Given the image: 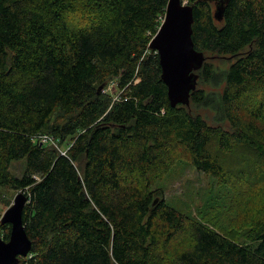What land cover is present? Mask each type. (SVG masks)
Segmentation results:
<instances>
[{
  "label": "trees",
  "instance_id": "16d2710c",
  "mask_svg": "<svg viewBox=\"0 0 264 264\" xmlns=\"http://www.w3.org/2000/svg\"><path fill=\"white\" fill-rule=\"evenodd\" d=\"M168 1L0 0V187L27 195L32 240L19 264H264V221L238 242L151 189L177 147L218 179L220 153L234 144L264 163L260 114L242 105L246 92H264V0H228L221 20L215 0H187L206 59L190 105L176 106L150 48ZM91 4L106 11L100 21L72 27L69 16ZM114 77L121 93L112 103L98 87ZM186 230L193 244L165 262ZM10 231L0 221L4 239Z\"/></svg>",
  "mask_w": 264,
  "mask_h": 264
},
{
  "label": "rangeland",
  "instance_id": "374dc122",
  "mask_svg": "<svg viewBox=\"0 0 264 264\" xmlns=\"http://www.w3.org/2000/svg\"><path fill=\"white\" fill-rule=\"evenodd\" d=\"M105 13V10L91 4L80 7L68 20L72 27L77 28L81 24L90 25L100 21ZM213 60L220 64L218 60ZM118 82L116 77L109 78L100 84L101 90L98 87L99 91L111 97L112 103L118 100L121 93ZM242 100L246 114L255 112L257 115V110L264 126V92L250 90L243 95ZM62 117L58 111L54 120H61ZM55 142L52 146L61 152L67 150V144ZM220 158L224 164L222 179L199 171L191 163L185 149L177 147L169 154L167 161L153 172L151 189H160L158 197L192 220L201 221L238 242H246L249 230L264 221V163L252 150L240 144H234L231 149L221 152ZM20 169V162L13 164V171L19 173ZM144 181L142 176H136L139 185H144ZM20 191L0 187V221ZM192 244L193 238L188 230L178 234L167 247L165 262H170L177 253Z\"/></svg>",
  "mask_w": 264,
  "mask_h": 264
},
{
  "label": "water",
  "instance_id": "95a60500",
  "mask_svg": "<svg viewBox=\"0 0 264 264\" xmlns=\"http://www.w3.org/2000/svg\"><path fill=\"white\" fill-rule=\"evenodd\" d=\"M215 0L214 16L221 20L225 3ZM194 6L186 0H169L164 19L150 42V48L159 53L162 79L168 88L172 106L179 103L190 105V95L197 88L199 73L206 59L204 51L198 50L193 40ZM102 86L99 87V90ZM158 201L156 198L155 203ZM28 197L20 191L13 204L1 217L2 224H10L9 239L0 233V264H19L32 250L23 220Z\"/></svg>",
  "mask_w": 264,
  "mask_h": 264
},
{
  "label": "built area",
  "instance_id": "2783aa9c",
  "mask_svg": "<svg viewBox=\"0 0 264 264\" xmlns=\"http://www.w3.org/2000/svg\"><path fill=\"white\" fill-rule=\"evenodd\" d=\"M120 98V96L118 97V99ZM40 143H46V144H50V145H53L55 144V138L50 135V134H46V133H39L36 135L35 137ZM65 152H62V154H65Z\"/></svg>",
  "mask_w": 264,
  "mask_h": 264
},
{
  "label": "flooded vegetation",
  "instance_id": "af4514ba",
  "mask_svg": "<svg viewBox=\"0 0 264 264\" xmlns=\"http://www.w3.org/2000/svg\"><path fill=\"white\" fill-rule=\"evenodd\" d=\"M215 4H216V2H215Z\"/></svg>",
  "mask_w": 264,
  "mask_h": 264
}]
</instances>
